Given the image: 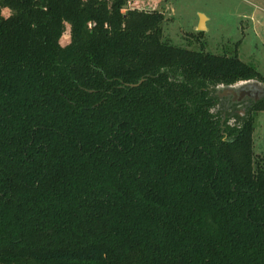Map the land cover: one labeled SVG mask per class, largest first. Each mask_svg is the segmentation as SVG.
Here are the masks:
<instances>
[{
	"label": "trees",
	"instance_id": "obj_1",
	"mask_svg": "<svg viewBox=\"0 0 264 264\" xmlns=\"http://www.w3.org/2000/svg\"><path fill=\"white\" fill-rule=\"evenodd\" d=\"M127 1L0 0V264H264V75Z\"/></svg>",
	"mask_w": 264,
	"mask_h": 264
},
{
	"label": "rangeland",
	"instance_id": "obj_2",
	"mask_svg": "<svg viewBox=\"0 0 264 264\" xmlns=\"http://www.w3.org/2000/svg\"><path fill=\"white\" fill-rule=\"evenodd\" d=\"M133 6L164 11V40L217 53L238 50L241 58L253 63L264 75V0H128L123 9ZM233 84L237 91L235 99L231 93H223L225 96L220 97L215 108L223 116L230 114V122L239 120L236 112L246 114L247 106L264 91V82L259 79ZM254 150L255 156L264 162V109L256 113Z\"/></svg>",
	"mask_w": 264,
	"mask_h": 264
},
{
	"label": "water",
	"instance_id": "obj_3",
	"mask_svg": "<svg viewBox=\"0 0 264 264\" xmlns=\"http://www.w3.org/2000/svg\"><path fill=\"white\" fill-rule=\"evenodd\" d=\"M200 28L201 29H203V27L202 26H200ZM143 80V78H141L138 82H132L131 83V85H137L138 83H140L141 81ZM221 85V84H220ZM222 86V88L224 89V91L225 92H228V93H231V92H233L234 94H236L237 95V91H236V89H235V85L233 84V83H231V84H224V85H221ZM264 93V91L262 90V94ZM261 96H255V100H257L258 98H260Z\"/></svg>",
	"mask_w": 264,
	"mask_h": 264
},
{
	"label": "flooded vegetation",
	"instance_id": "obj_4",
	"mask_svg": "<svg viewBox=\"0 0 264 264\" xmlns=\"http://www.w3.org/2000/svg\"><path fill=\"white\" fill-rule=\"evenodd\" d=\"M221 89H222V91L220 92V97H223V96H225L224 94H225V93H228V92H225L224 89H223L222 87H221ZM223 93H224V94H223ZM230 95H232L233 99H235L236 94H234L233 92H231ZM238 99H239V97H238ZM247 105H248V104H247Z\"/></svg>",
	"mask_w": 264,
	"mask_h": 264
}]
</instances>
